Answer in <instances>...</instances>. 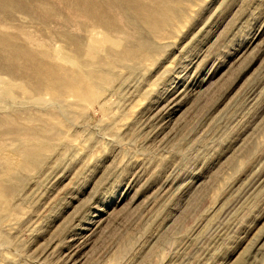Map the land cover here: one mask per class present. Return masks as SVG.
Segmentation results:
<instances>
[{"label": "rangeland", "instance_id": "1", "mask_svg": "<svg viewBox=\"0 0 264 264\" xmlns=\"http://www.w3.org/2000/svg\"><path fill=\"white\" fill-rule=\"evenodd\" d=\"M164 5L36 38L40 80L0 62V264H264V0Z\"/></svg>", "mask_w": 264, "mask_h": 264}, {"label": "bare ground", "instance_id": "2", "mask_svg": "<svg viewBox=\"0 0 264 264\" xmlns=\"http://www.w3.org/2000/svg\"><path fill=\"white\" fill-rule=\"evenodd\" d=\"M165 1L166 0H0V30H2L0 32V62L4 61L8 64L6 68H3V71L11 75V77L15 76L23 78V82L26 80L25 78H29L28 81H30V79L36 80L43 73L42 64L44 63L41 57H48V53L46 52L47 50L39 53L37 50H34V41L36 38L39 40V42H42L44 39H49L50 37L52 39L60 38L71 42L75 39L77 33L73 32L75 35H72V32L70 33L69 29H71L74 24L75 26H78L80 22L85 20L87 21V26H85L83 29L85 30V33H87V38L89 40H92L97 34V29H108L120 35L126 33L127 29L125 28H128L129 30V28L133 26L135 27V30H141L138 26L142 25V23L152 22L151 18L154 19L155 14L157 16V13H159V16H161L160 12H162V7L165 6ZM27 13H31L30 18L32 19V22L37 24L39 27H44V31L50 32L51 35L45 36L44 34L42 38L38 37L36 34L28 35V37L31 38L29 41H23L16 46V43H14L16 37L10 32L22 29L26 34L31 33L30 31L23 29L24 27L27 28V26H29L26 25L28 24L26 16L25 20L27 23H18V21L15 20L18 15ZM64 32H67L68 34L64 35ZM1 33H7V36ZM139 33L140 32L138 31V34ZM124 36H127V34ZM133 37H135V35ZM63 50L64 49L62 48H57L54 53L60 58H65L63 55ZM37 57L40 58L39 61ZM72 61H75V59ZM0 69L2 68L0 67ZM59 70L63 75L62 77H64L63 81L65 82V92L70 91V94L72 93L74 96H79L78 90L75 87L73 88V86L70 84V82H72L70 81L71 78L68 79L69 76L67 73L69 71L67 70L69 69ZM2 80L0 82V87L2 88L0 89V93H2V90H4L6 86ZM4 91L6 92L7 90ZM44 91L50 93L53 96H57L54 93L55 90H52L50 84L47 81L44 83ZM7 109L9 108L5 106L2 108V112L6 111ZM14 133L19 134L20 131L16 130ZM1 147L3 148V146H0V148ZM4 149L5 151H10L8 149L6 150L5 146Z\"/></svg>", "mask_w": 264, "mask_h": 264}]
</instances>
